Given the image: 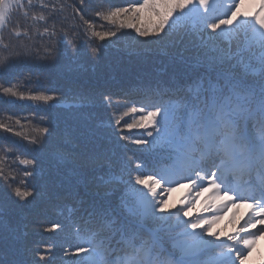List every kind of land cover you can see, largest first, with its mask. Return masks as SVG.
<instances>
[{
  "label": "snow or ice",
  "instance_id": "1",
  "mask_svg": "<svg viewBox=\"0 0 264 264\" xmlns=\"http://www.w3.org/2000/svg\"><path fill=\"white\" fill-rule=\"evenodd\" d=\"M125 3L0 0V104L42 102L47 112L63 103L62 93L38 90L40 76L33 80L32 70L18 65L42 61L56 69L61 44L71 49L74 61L82 36L91 58L97 59L104 45L95 41L110 43L120 30L132 29L136 36L128 45L130 54L157 46L176 69L167 78L120 94L79 79L68 84L76 91L69 109L99 106L108 117L92 122L89 117L47 150L60 219L50 221L45 231L55 238L30 244L18 238L20 230L5 209L13 203H44L40 188L29 184L37 180L42 161L17 156L23 178L14 187L16 175L6 171L11 150H0V264H244L264 235V0H257V10L247 14L240 12L237 0ZM68 8L73 20L79 17V25H65L68 16L61 14ZM17 13L25 19L31 13L33 24L43 22L37 35L52 41L43 55L33 56L34 45L5 41L4 29ZM97 20L111 29L103 30L101 24L97 30ZM31 27L21 32L17 25L11 35L31 40ZM13 74L15 82L7 79ZM31 85L36 88L26 93L23 88ZM0 129L13 132L6 123H0ZM133 130L138 134L131 135ZM33 132L30 139L27 134L23 138L38 145L30 149L37 152L44 149L51 128ZM181 180L188 181L189 195L173 210L158 196L172 191L164 186ZM193 191L195 197L207 192L208 200H222L216 214L185 219L194 203ZM52 197L50 192L49 200ZM229 203H247L250 212L234 233L221 237L212 225Z\"/></svg>",
  "mask_w": 264,
  "mask_h": 264
},
{
  "label": "trees",
  "instance_id": "2",
  "mask_svg": "<svg viewBox=\"0 0 264 264\" xmlns=\"http://www.w3.org/2000/svg\"><path fill=\"white\" fill-rule=\"evenodd\" d=\"M26 2V0H25ZM55 2V0H51ZM63 2V0H61ZM73 0H68L72 3ZM99 0H92L93 4H97ZM78 6L79 0H75ZM117 6H127L125 0H113ZM107 7V5H105ZM72 9L68 8L62 16H68L65 21L66 26L79 25V17L75 20L71 17ZM25 19L21 14L17 13L11 19L10 24L4 29L3 35L7 42L11 40L14 44H28L34 45L33 56L36 52L43 55L45 47H51L52 41L48 37H40L37 31H43V22H36L30 19ZM87 18H92V13H87ZM104 24L103 21H96L97 30H101L100 25ZM19 25L21 32L29 25H33L29 29V35L32 37L29 40L27 37L21 35L19 38L12 36L11 32L14 27ZM112 26L104 24L103 30H109ZM59 29V25H58ZM124 34L121 35L120 33ZM117 37H112L111 42L95 41L97 44H103L100 50L101 54L97 59L91 58L90 51L87 46L86 38L81 37V52L73 59H70L69 53L71 49L66 44H61L60 61L61 63L56 69L46 67L42 61H32L28 64L18 65V69H31V78L35 80L36 76H40V87L38 90L44 88H54L56 92L49 90L45 94L53 95L62 93L64 101L56 105L49 111H45L43 106L33 107L29 101L13 100L8 104H0V123H6L12 127L13 132H3L0 129V136L7 137V140H0V150L7 147L11 150V155L8 158L9 167L6 169L9 173L16 175V182L14 187L19 185L20 180L23 178V166L19 165L16 157L32 159L33 156L42 161V171L38 172L36 181H29L30 186L36 184L40 188L43 204L38 201H31L28 204H10L5 209L6 217L19 228L18 238L23 244H30L32 242L40 241L42 237L53 236L54 233H48L45 228L50 226V221L60 219L58 216L59 201L54 197L55 185L49 178V164L46 157L47 150L51 149L57 143H60L69 134L74 133L78 126H82L85 120L89 122L107 118L108 113L100 110L99 106H89L80 111L69 109L67 104L73 102L76 91L68 87V84L73 79H79L86 84L99 86L102 89L109 90L113 93L120 94L138 84H143L151 80L167 78L176 71L170 58L162 55L157 46L147 45V50L141 51L138 54H130L128 45L132 37L136 34L132 29H123L117 33ZM24 75L25 73H20ZM15 74L10 75L7 79L12 80ZM4 86H8L7 83ZM30 88H36V85L24 87L23 90L27 93ZM115 99V97H114ZM42 105V102H37ZM124 111V109H119ZM44 116L45 120L42 122L40 117ZM10 118V119H9ZM20 123L17 124L16 121ZM41 127H50L51 133L45 141L44 149L37 152L30 151L31 148H39L38 145H30L28 140L24 139V134H27L29 139L35 135L33 129ZM14 132H21V136L14 135ZM131 134V133H130ZM134 147V146H130ZM130 155V152H129ZM15 161V162H13ZM2 183V182H0ZM23 187V185H20ZM53 193V197L49 200V193ZM15 200V197H12ZM38 210V211H37ZM25 225L27 227L25 228ZM37 225H42L37 228ZM26 233V235H25ZM34 246V244H33ZM41 250L44 244H40Z\"/></svg>",
  "mask_w": 264,
  "mask_h": 264
},
{
  "label": "rangeland",
  "instance_id": "3",
  "mask_svg": "<svg viewBox=\"0 0 264 264\" xmlns=\"http://www.w3.org/2000/svg\"><path fill=\"white\" fill-rule=\"evenodd\" d=\"M239 5H240V12L242 14H247L249 12V0H243V2L241 3V0H238L237 2ZM251 5V4H250ZM175 190L176 188H172V191L170 192H164V188L162 187L160 189L161 192H164V194L162 196H158L159 199H166L167 200V206L171 209H175L177 207H180L181 206V202H176V195L177 193H175ZM240 204H237V206H239ZM234 208V207H233ZM222 212H227L226 208H221ZM242 211V207L240 209V212ZM195 214V208H190V212L189 214ZM240 213L238 212H234V215H233V218H235L237 215H239ZM190 216V215H189ZM188 218V217H186ZM227 220L228 219H224V215L223 216H220V219L217 221L218 223H214L212 225V228L214 229H217L218 230V233L220 232H224L226 231L228 228H227ZM252 257H253V250H251L250 253H248V256H247V259L245 260L244 264H251L252 263Z\"/></svg>",
  "mask_w": 264,
  "mask_h": 264
}]
</instances>
